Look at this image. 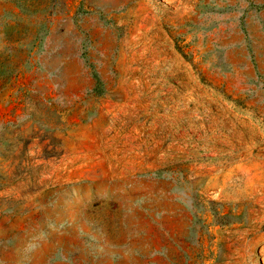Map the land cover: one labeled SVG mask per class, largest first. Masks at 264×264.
Masks as SVG:
<instances>
[{
	"label": "rangeland",
	"instance_id": "rangeland-1",
	"mask_svg": "<svg viewBox=\"0 0 264 264\" xmlns=\"http://www.w3.org/2000/svg\"><path fill=\"white\" fill-rule=\"evenodd\" d=\"M0 264H264V0H0Z\"/></svg>",
	"mask_w": 264,
	"mask_h": 264
}]
</instances>
